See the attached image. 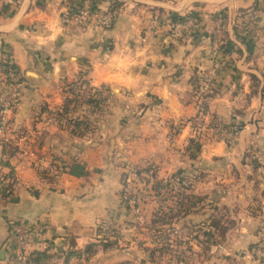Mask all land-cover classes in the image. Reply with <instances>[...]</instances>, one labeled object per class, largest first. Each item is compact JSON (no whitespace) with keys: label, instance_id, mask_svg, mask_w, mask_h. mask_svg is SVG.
<instances>
[{"label":"crops","instance_id":"crops-1","mask_svg":"<svg viewBox=\"0 0 264 264\" xmlns=\"http://www.w3.org/2000/svg\"><path fill=\"white\" fill-rule=\"evenodd\" d=\"M81 1L0 0V58L12 62L21 78L19 100L7 127L0 131V159L10 162L16 176L12 199H0V264H10L19 254L18 242L10 232L16 222L27 232V254L47 251L49 256L40 264H225L221 258L210 260V254L204 258L201 232L196 227L202 221L194 224L190 220L198 212L171 227L163 226L170 227L169 242L176 238L181 251L190 248V252L184 251L183 260L172 257L170 251L159 254L156 250L157 257H152L151 249L156 248L153 213L141 227L132 218L129 203L120 196L125 170L121 162H132L137 168L154 164L161 171L172 157L186 156L187 165L197 167L199 154L192 159L187 152L181 156L183 150L177 143L158 144L153 129L159 123L195 115L193 86L201 71L213 72L208 85L217 93L209 107L222 114L223 123L235 120L224 115L231 102L228 89L221 88L235 75L247 79V97L264 95V0H99L102 11L111 10L112 2L120 3L109 27L95 21L65 20L62 12L68 4ZM189 12L200 17L199 29L177 40L171 35L174 19ZM254 18L256 30L247 25ZM251 75L258 79L256 94L248 86ZM80 78L89 87L105 85L116 98L145 106L135 120L139 122L135 124L138 137L126 140L115 129V134L102 138L109 139V149H116V156L105 151L102 139L95 142L98 146L92 145L89 137L77 138L43 121L47 109L66 97L65 84ZM149 111L158 113L159 123L148 118ZM160 128L166 135L167 126ZM254 129V124H247L231 147L216 138L200 150L201 158H231L236 148L242 155L247 133ZM180 136L187 145V132ZM79 139L84 145L79 143L77 150ZM13 148L16 151L11 154ZM256 204L264 220V203ZM239 219L244 225L246 219L252 224L256 221L247 215ZM105 221L116 224L117 236L105 233L116 239L111 245H104L102 239L100 229ZM173 226L178 228L174 233ZM229 234L233 242L226 246L227 252L242 253L245 241L253 237L246 226Z\"/></svg>","mask_w":264,"mask_h":264},{"label":"rangeland","instance_id":"rangeland-1","mask_svg":"<svg viewBox=\"0 0 264 264\" xmlns=\"http://www.w3.org/2000/svg\"><path fill=\"white\" fill-rule=\"evenodd\" d=\"M255 21L256 19L254 18L247 22V25H251L253 30H256ZM0 61H3L2 58H0ZM9 63L13 64L12 62ZM208 73L213 75L212 70ZM15 76H11L12 79L7 78L0 66V86L2 84L6 85L5 82L9 81V79L18 85L19 82L16 81L15 78L17 77ZM235 77L225 82L221 87L226 90L228 89V99L231 102V108L226 106L224 115H231L232 118H235V120L228 124L222 122V117L219 118L222 114L211 111L209 103V111L207 113L198 112V104L202 95L212 88L210 84L208 85L207 83L206 85L204 81H199L197 83L198 86L200 85L198 89H193L195 91L196 113L192 117L180 118L175 122L167 121V123L163 124V122H157L160 120L158 119L157 112L149 111V115L147 116L151 121L159 123L153 129L159 136L156 142L162 145H165V142L169 145L177 143L180 150H183L180 151L181 156L184 155L181 152H187L185 151L187 145L184 143V136H180L181 133L187 132L188 139L200 140L202 143L201 149L212 144L216 138L223 140L227 147H231L235 141L234 139L242 136V130L245 129L246 125L254 124L255 129L250 134L247 133L246 148L243 150V154H240V148H236L235 154L231 158L214 155L210 159H206L201 158L200 152V159L196 161L197 167L195 168H190L187 165L186 156L184 158L177 156V160L172 157L169 163L163 165V170L161 171L154 164H145V166H138L140 168H137V165L132 162L127 163L126 161H122L121 163L125 170L121 176L122 186L120 196L124 203H129L131 216L141 224V227L147 220V215L156 212L158 209L165 211L171 204L174 205V201H178L180 198L179 195L181 193L178 191L185 187L184 193L194 196L192 203H197L196 206L198 207L195 211L198 212L197 215H192L190 220H193V223L197 224L201 219L202 224H199L201 229L213 234L218 243L217 245H219L216 247L211 245L212 239H209L207 241L210 244L208 254V250L206 251L202 247L205 251L204 258H207V255L210 254V260L221 258L225 264H264V220L260 217L261 209L256 204L264 203V185H262L264 183V95L259 98L253 97L255 95L247 97L244 94L246 93L244 89L247 79H244L242 75L239 77L235 75ZM249 84L248 86H252L251 80ZM84 85L80 90L78 85L76 87H63L65 88V94L70 93L71 89H73L78 91L80 98L78 103L71 106L69 114L64 118H60L63 123L62 127H59L57 123L53 125L54 127L62 129L67 134H71L69 131L70 126L67 127L66 125L69 118L79 117L81 120L86 118L90 123L89 130L79 138L89 137L91 138L90 144L97 146L98 144L95 142L105 136L110 137L115 134V129L117 130L116 133L121 131L126 140L132 139L134 136L138 137L139 128L136 125L139 122L135 123V120H138L145 110L143 102L133 104L122 98H116L111 93L105 101L100 100L98 105L88 107L82 101H84L89 89L92 87H89L87 84ZM193 87L195 88V85ZM261 87L264 93V79ZM64 98L62 96L61 102H57L56 105L47 109L43 121H45L49 113L53 111L57 112V110L61 111ZM211 121H214L217 127L214 125L213 128ZM168 123L170 124L168 125ZM164 125L167 126L166 135L163 132V128L159 129V127H164ZM189 135H191L190 138ZM76 137L78 138V136ZM78 141L75 142L77 150L80 144L84 145V141L80 139ZM102 142H104L105 151L112 152V155L116 156L114 152L116 149H109L111 148L109 147V139L106 138ZM167 151L175 153L169 149ZM109 155L107 156L109 157ZM170 164H172V167L169 169ZM137 171H140L141 175H137ZM170 173L171 175H169ZM246 203H250V206L246 205ZM245 215L249 216V219H256L255 223L252 224V222L246 219L245 225L240 224L241 220L239 218ZM212 223L214 225H211ZM103 224H105V227H116L115 223L108 221H105ZM241 226L244 228L246 226L250 229L253 236L252 240L245 241L244 245H247V247L242 253H239V251L227 252L226 246L233 242V238L229 232H235ZM177 229V227L173 226L171 232L174 233ZM145 231L148 232L146 229ZM184 251H187V249L182 248L183 255L181 257L186 256L184 255ZM232 253L236 256H232Z\"/></svg>","mask_w":264,"mask_h":264},{"label":"trees","instance_id":"trees-1","mask_svg":"<svg viewBox=\"0 0 264 264\" xmlns=\"http://www.w3.org/2000/svg\"><path fill=\"white\" fill-rule=\"evenodd\" d=\"M98 4H99V0H82L79 4H76V5L71 2L70 4H68L66 10L64 11L65 12L64 17L76 23H80L81 21L91 22L89 19L83 18L79 14V10L84 6H88L90 7V9L94 10L99 7ZM119 5L120 3L112 2V4L110 5V8L113 11V10H116V8H118ZM186 17L189 19H192L193 24L189 30L183 31L182 33L178 34L172 31L171 35H173V37H175L177 40H181L185 38V36H188L196 32L199 29L201 19L197 15V13H194V12H189L185 16H176L174 19V22H177V21L183 22ZM239 17H243V14H240ZM109 26L110 25H108L107 27ZM223 46L224 45H221V48H223ZM0 66L2 67L3 73H5V76L7 78L12 79V77L16 75L15 77L17 78L15 79L16 81L19 82L21 78L18 76L19 73H18L17 68L14 66V64H11L7 61H0ZM201 75H202V71L201 73H198L197 76L195 77V82H196L195 90L198 89V87L200 86V85L198 86L197 83H199V81L201 80ZM11 79L5 82V84L13 85L16 83V82L10 81ZM251 81H252L251 94H255L256 91L258 90L257 89L258 79L256 78V76L251 75ZM84 84H88V82L85 79L80 78L79 80L77 79L74 82L66 83L65 86L66 87H69V86L76 87L78 85L79 90H80L82 86H85ZM216 93L217 91L214 87L202 95L200 99V103L198 104V112L207 113L209 111L208 103L215 96ZM109 94H111L110 89L105 85H101L100 87H92L89 89L88 95L84 98V101H82V103L87 105L88 107H94L98 105L100 100L105 101ZM79 98H80V94L78 93V91L71 89V92L66 95L61 105V111L59 112L60 118H64L69 114L71 110V106L78 103ZM60 118L57 119L56 123L58 124L59 127H62L63 123L61 122ZM213 122L211 121V125L213 126V128H214V125L215 127H217L216 126L217 124ZM66 125L67 127L70 126L69 128L70 133L78 137L84 135V133L88 131L90 127V123L86 118L81 120V118L79 117L78 118L70 117ZM201 147H202V143L200 140L198 141L193 138H190L188 140V144L186 146L185 151H187L189 158L194 159L199 154ZM15 151L16 150L14 148L10 150L11 154H14ZM60 167L62 168V166H59V169ZM2 168H7L8 170L5 172L3 171ZM136 174L141 175V172L137 171ZM15 183H16V176H15L14 167L10 164L8 160L0 159V199H2L3 201H10L12 199L13 188H14ZM168 185L170 184L168 183ZM184 188L185 187L181 188L178 191L179 193H181L179 195L180 198L178 199V201H174V205L169 206L165 211H160V209H158L156 210V212L152 214L151 228L154 230V235H155L154 239L156 241L155 242L156 248L155 249L152 248L150 252V255L152 257H157L156 252L159 250V254L163 251L165 252L170 251L171 256L176 258L178 261H181L184 258V257H181V255L183 254H182V251L180 250V245H181L180 240L175 238V242L171 243L168 241L169 239L167 237V233H169L170 227L174 222L178 221L181 218H184L185 216L191 213H194L198 209V207L196 206L197 203H192V198H194V196L190 195L189 193H184V191L186 190ZM164 225H167L170 227L164 228L163 227ZM211 225H214V224L212 223ZM196 227L198 228V231L201 232L200 234H201L202 239L199 242L201 243L202 247L205 250H208V247L210 246V244H208L207 242L209 239H212L211 245L216 244V240L213 234L208 233V231L202 230L199 224L196 225ZM101 228H102L100 229L101 232L104 233L102 237V239L104 240V245L113 244L116 239L106 237L105 233H110L111 236H117L116 227L103 226ZM188 231H190V229ZM48 248H52V244H49ZM187 251L190 252L189 247H187ZM48 256L49 255L47 251H34V252L27 254V262L32 263V264H40L42 262V259Z\"/></svg>","mask_w":264,"mask_h":264},{"label":"built area","instance_id":"built-area-1","mask_svg":"<svg viewBox=\"0 0 264 264\" xmlns=\"http://www.w3.org/2000/svg\"><path fill=\"white\" fill-rule=\"evenodd\" d=\"M79 14L90 21H95L98 24L103 26H108L112 23L113 17L115 12L112 10L102 11L99 9H90L88 6H84L79 10ZM65 20H69L65 18ZM193 24V20L189 18H185L183 22L177 21L173 23L172 31L176 33H182L183 31H187L191 28ZM212 76L210 73L202 72L201 81L209 83L212 80ZM19 96V89L18 85H4L0 86V131H3L8 124L9 115L12 112ZM60 110L53 111L48 114L47 118L45 119L44 123L47 126L54 125L57 119L60 118L59 115ZM135 199V198H134ZM133 199V200H134ZM138 211V209H136ZM11 234H13L18 242L20 251L18 256L13 257L11 259L10 264H32L27 262V253L24 250V246L26 245L27 239L26 235L27 232L25 231L22 223H14L11 227ZM16 258V259H15Z\"/></svg>","mask_w":264,"mask_h":264}]
</instances>
